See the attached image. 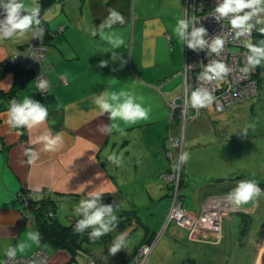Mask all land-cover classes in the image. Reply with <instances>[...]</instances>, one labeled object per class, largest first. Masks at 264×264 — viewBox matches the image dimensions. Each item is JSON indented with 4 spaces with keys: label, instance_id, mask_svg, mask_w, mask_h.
Here are the masks:
<instances>
[{
    "label": "crops",
    "instance_id": "0c3cea01",
    "mask_svg": "<svg viewBox=\"0 0 264 264\" xmlns=\"http://www.w3.org/2000/svg\"><path fill=\"white\" fill-rule=\"evenodd\" d=\"M23 2L38 4L37 0ZM109 8H115L125 18L123 25L117 24L112 30L125 41L115 50L99 35H92L95 27L108 15ZM41 15L46 26L42 65L49 89L40 93L34 79L29 78L18 88L17 100L29 96L39 101L48 108L47 120L31 130L13 129L7 123L9 105L0 97V257L10 246L24 241L27 232L36 231L34 217L21 210L19 190L28 191L31 198L37 199L47 189L60 203L70 204L68 215L73 216L79 201L93 190L110 192L121 205L113 194L118 167L107 161L119 141L127 146L128 155L130 139H134L138 146L147 148L146 154L156 158L165 151L167 136L179 137L183 132L186 144L188 134L187 142L200 138V132L209 134L214 121L209 108H204L196 119H188L184 125L180 117L169 118L170 106L166 97L177 91L179 84H173L178 77H181L182 87L179 72L184 65V43L174 28L179 19L185 18V0H55ZM58 27L62 30H57ZM30 40V32L0 39V63L14 52H22ZM112 51L121 53L127 61L123 67L119 60H111ZM102 59L108 60L109 65L99 68ZM62 75L67 83L60 80ZM13 84L12 70L0 72V91H8ZM105 90H125L143 97V105L151 108L150 119L132 126L116 121L125 128L126 135L115 130L110 134L102 133L100 126L112 122L107 113L98 114L93 97ZM57 132L63 134L62 148L56 152L44 151L39 137ZM28 149L39 152V158L33 163L26 155ZM138 151L132 152L131 159ZM159 160L164 162L162 158ZM165 162L164 169L155 162L149 172L141 169L139 176H159L162 170L171 167L167 158ZM134 166L137 170V164ZM226 179L215 178L204 184L202 200L210 194L230 193L231 184ZM150 184L149 180L151 190ZM39 246L32 245L17 255L27 256ZM46 248L50 257L45 264H70L65 251ZM87 257L80 256L78 263L84 264Z\"/></svg>",
    "mask_w": 264,
    "mask_h": 264
},
{
    "label": "rangeland",
    "instance_id": "374dc122",
    "mask_svg": "<svg viewBox=\"0 0 264 264\" xmlns=\"http://www.w3.org/2000/svg\"><path fill=\"white\" fill-rule=\"evenodd\" d=\"M179 81L181 77L174 81L173 85L179 84V86L176 92L166 97L167 101L173 100L182 93ZM208 108L213 112V116L210 117H214L209 134L207 131L200 132V138H193L192 142H187L190 137L188 134L186 144L183 136L184 152H188L190 157L187 163L178 167L183 170L187 180V182L184 180L179 187L184 197L183 205L196 212L201 207L203 197L201 187L215 178L226 177L225 181L231 184L230 192L241 180H254L264 191V67L260 72L258 89L254 96L227 106L221 111H216L214 104ZM247 125H254V128H249L245 137L239 132ZM129 144V155L125 151L127 146L122 141H119L111 152L122 155V163L115 173L114 180H117V185L114 186L113 194L121 206L137 210L142 223L154 231L155 243L147 256V264H182V260L186 257L196 259L197 264L257 263L258 256L264 249V194L248 203L235 204L238 207L237 211L231 213L229 218L221 223V236L209 232L204 236L205 238H200L192 233L189 238V229L171 221L164 224L171 204L168 195L171 187L160 176H151L150 179L148 176H139L141 169L149 172L150 166L155 162L158 167L163 166L160 169H164L166 158L170 161L169 169L172 167L174 169V165L179 164L178 159H170L166 151L159 152L160 155L153 158L152 155L146 154V147L138 146V141L130 139ZM110 145L111 142L108 148ZM187 146L190 149L186 148ZM175 148L174 146L173 152ZM135 149L139 150L138 155L131 159ZM159 157L165 163L159 160ZM136 164L137 170L134 166ZM183 165L187 168L184 169ZM122 174H124L123 178ZM149 180L151 190L148 185ZM45 192L48 190L45 189ZM70 207V204L59 203L57 216L60 222L65 223L68 217L73 216L68 215ZM239 211L251 218L249 227L241 235ZM122 232H126L129 237L126 246L130 250H133L143 237L141 227L133 230L129 226ZM142 260L143 256H139L138 263H142Z\"/></svg>",
    "mask_w": 264,
    "mask_h": 264
},
{
    "label": "clouds",
    "instance_id": "9594fccd",
    "mask_svg": "<svg viewBox=\"0 0 264 264\" xmlns=\"http://www.w3.org/2000/svg\"><path fill=\"white\" fill-rule=\"evenodd\" d=\"M0 7L4 9L5 18L0 20V39H10L17 35H24L28 32L43 34L41 27V6L39 4L27 5L23 0H0ZM217 21L228 19L235 38L240 39L249 36L253 30L264 35V0H217L214 8V15ZM195 19L189 20L181 18L177 21L174 32L179 40L187 45L193 51L207 50L208 52L219 55L224 49L225 40L220 35L208 40V31L205 27L196 26ZM125 23L124 16L115 8L108 9V15L102 20L98 27L92 32L93 36L99 35L100 39L111 46L112 49H119L125 41L117 36L113 30L117 24ZM248 54L246 65L242 72L248 73L256 67L264 64V39L257 43L248 42L246 44ZM111 60L120 61L121 67L127 63L121 53L112 51ZM109 65L108 60H100L98 67L104 68ZM231 72V68L220 61H213L204 66L198 79L206 81L221 80L226 78ZM39 91L45 92L47 82L39 80ZM216 97L205 87H197L190 94V104L194 109L208 108ZM140 101V102H138ZM143 97H136L132 92L109 91L105 90L93 97V103L98 109V114L103 116L108 114L112 122L110 125H102L99 130L102 133H112L114 130L120 135H126L124 127H121L116 121H122L125 126H132L140 121L150 119L151 108L145 107L142 103ZM49 115L48 108L33 99L26 96L22 100L12 99L7 109V123L13 129H33L43 124ZM254 128V125H247L239 134L247 137L248 129ZM44 151L56 152L63 146V134L57 132L55 135L50 133L39 137ZM29 162L33 163L39 158V152L33 149L26 150ZM190 154L181 153L179 163H187ZM107 161L119 167L122 163V155L115 152L107 156ZM179 164L174 165V170H178ZM105 193L98 190L88 192L85 199H81L75 207V213L82 217L77 220L73 231L77 234H84L87 230L88 239L92 242L99 240L105 235L114 231L118 226V216L113 204H104L102 197ZM264 194V191L254 180H241L237 186L228 194V199L235 204L248 203ZM127 233L121 232L115 237L108 253L110 256L116 255L121 249H125L127 243ZM41 242L40 233L29 231L26 239L19 242L14 247L7 249L6 255L12 260L15 259L18 252H24L32 245H39Z\"/></svg>",
    "mask_w": 264,
    "mask_h": 264
},
{
    "label": "built area",
    "instance_id": "2783aa9c",
    "mask_svg": "<svg viewBox=\"0 0 264 264\" xmlns=\"http://www.w3.org/2000/svg\"><path fill=\"white\" fill-rule=\"evenodd\" d=\"M31 2L33 0H30ZM217 0H185V15L184 17L190 21L195 19L196 26H203L208 31V40L220 35L225 40L224 49L219 55L208 52L207 50L193 51L184 44V65L179 72L182 75V93L169 101L170 106L169 118L180 117L183 125L188 119H194L202 109H194L190 104L191 91L197 87L208 88L216 97L214 106L216 111H221L225 107L251 98L257 93L258 80L256 78L257 68L244 73L242 69L246 65V57L248 49L244 45L250 36H244L236 39L233 30L231 29L228 19L217 21L214 15V8ZM5 18L4 9L0 8V20ZM41 27L43 34L30 32L31 40L26 45L22 52H14L8 59L4 61L10 65L28 66L34 65L33 79L38 88L39 80L49 82L43 70L42 60L45 56L46 45L44 44V35L46 26L41 15ZM59 31L62 27H58ZM168 38H170L168 36ZM224 62L231 68L230 74L221 80L206 81L198 79L200 73L204 70V66L213 62ZM60 80L67 83L66 78L62 75ZM39 91V88H38ZM40 93H45L39 91ZM184 102V104H183ZM184 127V126H183ZM183 132L181 136H167L164 141L165 151L170 159L179 157L183 149ZM176 147L173 152V147ZM180 166V164H179ZM181 169L174 170L173 167L165 171H161L159 176L163 178L167 185L171 187L170 198L171 204L164 224L174 222L179 226L189 229L188 237L195 233L197 237H204L209 232L216 236H221V223L228 219L231 213L237 211L238 207L234 202L228 199V192L215 193L206 196L201 203L198 212L192 211L183 205V195L181 193L180 184H182L183 176ZM180 190V191H179ZM21 201H23L24 193H20ZM25 198V197H24ZM205 238V237H204ZM201 241L204 239H200ZM155 243V239L150 243L141 245L136 253V264H147V256ZM7 252V251H6ZM6 252L0 257V264H44L49 258V254L43 247H39L27 256H16L10 260ZM139 256H143L142 263H138ZM85 264H93V261L88 258Z\"/></svg>",
    "mask_w": 264,
    "mask_h": 264
},
{
    "label": "trees",
    "instance_id": "16d2710c",
    "mask_svg": "<svg viewBox=\"0 0 264 264\" xmlns=\"http://www.w3.org/2000/svg\"><path fill=\"white\" fill-rule=\"evenodd\" d=\"M37 1L41 6L42 13V11L52 5L55 0ZM45 39L46 33L44 35V44L46 45ZM261 39H264V35H261L256 30H253L250 39L247 40V43H257ZM246 44L244 45L246 46ZM262 67H264V65L256 67V78L258 80V83ZM33 68L34 65L21 66L9 65L4 62L0 63V72L10 69L14 73L13 86L8 91H0V97L6 100L8 105L12 99H17V90L20 85L27 79L33 78ZM183 181L184 180L181 181L182 184ZM22 191L25 195V198L23 197L24 200L21 201V210L25 214H31L35 219L36 231L39 232L41 236L39 247H43L48 254L49 251L46 247H51L55 251H65L69 255L70 264H79L78 258L85 255L88 256L85 261L90 258L93 261V264H136V253L138 248L142 244L150 243L154 238V231L142 223L141 218L138 216L137 210L122 208L110 192H104L105 194L102 197V201L104 204H113L114 208H116V214L119 221L118 226L111 233L105 235L95 242H92L88 239L87 234V231H91V229L87 230L84 234H77L73 231L75 223L82 217L75 214L71 218H68L67 222L65 223L59 221L57 216V207L60 203L59 199L52 197L48 192L45 191H42V195L40 198L34 199L29 196L28 191L19 190L18 195L20 197V200L22 198L20 196V193H22ZM239 212L241 215V227L239 229L241 235L244 234L245 230L249 227L251 218L244 212ZM129 226L132 227L133 230L138 227L142 228L143 237L141 238L140 242L136 244L133 250H129L126 246L125 249H121L116 255L110 256L108 253V249L110 248L113 240L117 235H119ZM128 239L129 237L127 235L126 240ZM182 264H197V261L192 257H186L182 260ZM206 264L215 263L208 262Z\"/></svg>",
    "mask_w": 264,
    "mask_h": 264
},
{
    "label": "water",
    "instance_id": "95a60500",
    "mask_svg": "<svg viewBox=\"0 0 264 264\" xmlns=\"http://www.w3.org/2000/svg\"><path fill=\"white\" fill-rule=\"evenodd\" d=\"M1 8V7H0ZM259 264H264V253H262Z\"/></svg>",
    "mask_w": 264,
    "mask_h": 264
},
{
    "label": "bare ground",
    "instance_id": "6f19581e",
    "mask_svg": "<svg viewBox=\"0 0 264 264\" xmlns=\"http://www.w3.org/2000/svg\"><path fill=\"white\" fill-rule=\"evenodd\" d=\"M262 253H264V249H262ZM261 256H262V254L260 253V254H259V256H258V261H257V263H256V264H259V262H260V259H261Z\"/></svg>",
    "mask_w": 264,
    "mask_h": 264
}]
</instances>
